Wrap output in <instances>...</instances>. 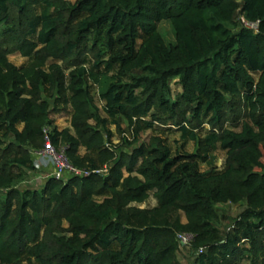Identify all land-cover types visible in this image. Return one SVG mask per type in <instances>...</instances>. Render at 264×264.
<instances>
[{
    "label": "trees",
    "instance_id": "1",
    "mask_svg": "<svg viewBox=\"0 0 264 264\" xmlns=\"http://www.w3.org/2000/svg\"><path fill=\"white\" fill-rule=\"evenodd\" d=\"M156 126L197 153L142 141ZM49 129L74 168L107 174L20 187ZM225 204L246 205L227 233ZM180 234L195 264H264V0H0V264H181Z\"/></svg>",
    "mask_w": 264,
    "mask_h": 264
},
{
    "label": "rangeland",
    "instance_id": "2",
    "mask_svg": "<svg viewBox=\"0 0 264 264\" xmlns=\"http://www.w3.org/2000/svg\"><path fill=\"white\" fill-rule=\"evenodd\" d=\"M70 1L74 3L77 0H70ZM36 10L39 13L41 11V7H37ZM159 32L162 35L166 45L170 46L175 43L176 41L175 30L170 22L165 21L159 24ZM140 44H141V41L139 42V45ZM9 60L17 67L26 66L30 62L28 58H25L22 54H19V53L11 55L9 57ZM52 63H55V61L50 60L49 64H52ZM171 84H172L174 96H177L179 93L182 92L181 87L178 85V79H173L171 81ZM94 97H95L96 104L102 110L101 113H102L103 118H107V115L103 112L104 103L100 101L98 88L94 89ZM64 114L65 115L67 114V117L57 120L56 126L70 128L71 127L70 110L65 111ZM18 128L22 129L23 126L19 125ZM227 128L232 129L230 124L227 125ZM109 129L113 133L112 143L114 145H122L124 142L123 139L125 137L124 135L125 133L120 132L116 126H109ZM154 130L145 131L142 134V141L148 144L152 142L153 137L154 138L159 137L166 143L167 146H169L172 149L173 153H176L179 150H183L184 152L190 153V154L197 153L198 147L196 143L185 142L182 139L181 133L177 128L173 126H169L166 129H164L160 126H156ZM233 130L239 131L240 129H233ZM122 131L124 132L127 131V125L124 122H122ZM208 132H209V127L205 126V128L201 130L200 134L202 137H205ZM130 136L131 135H127L126 139L131 140ZM85 153H86L85 149H82L81 154L85 155ZM211 157L215 159V166H214L215 169L219 172L223 171L226 167L227 153L218 146L214 151H212ZM38 159H42V158H39L36 156L34 163H35V167L37 168V170H40L41 168L39 167H42L43 159H42V162L39 161ZM45 162H46L45 163L46 167L43 169H51V167L53 166L52 163H50L48 160H46ZM209 169L210 168L208 166L201 164L202 172H207L209 171ZM101 171H102V175H106L107 174L106 166ZM44 175L46 177L47 174L45 173ZM36 176H37L36 173L33 172L28 178L24 179V181L20 183L21 185L20 187L40 186L39 185L40 183L36 180L37 179ZM102 200L103 198L99 199V201H102ZM156 205H157V201L152 197L146 204L141 205L139 207L141 209H150V208H154ZM245 208H246L245 204H239V205L225 204V205L218 206L219 214L222 219V225H221L222 229L221 230L223 233H227L230 228L236 225L235 223L237 219L241 216ZM183 220L185 222V219ZM243 247L248 248L249 246L248 244H245L243 245ZM179 260L181 264H195V261H196L195 257L191 254L190 249H184V250L181 249L179 253ZM240 264H252V261L246 258V259H243Z\"/></svg>",
    "mask_w": 264,
    "mask_h": 264
},
{
    "label": "built area",
    "instance_id": "3",
    "mask_svg": "<svg viewBox=\"0 0 264 264\" xmlns=\"http://www.w3.org/2000/svg\"><path fill=\"white\" fill-rule=\"evenodd\" d=\"M244 24L245 27L248 29H251L253 31H255L256 33H258L259 31V24L256 23H250L244 20ZM51 133L52 130L49 129L45 132V142H46V146L44 151L37 153V157L42 158V159H46L48 160L50 163H52L53 168H54V173L53 176L54 178L58 179V180H63L64 179V175L67 173L73 174L77 177H87L90 176L92 174H102V171H98V172H82L76 168H74L66 155L65 150H58L52 143V138H51ZM235 226H233L232 228H230L228 231H231V229H233ZM179 241H180V245H181V249H191L192 247V243L194 241V237L192 235L189 234H180L179 235ZM204 253V249H201L199 251L198 254H203Z\"/></svg>",
    "mask_w": 264,
    "mask_h": 264
},
{
    "label": "crops",
    "instance_id": "4",
    "mask_svg": "<svg viewBox=\"0 0 264 264\" xmlns=\"http://www.w3.org/2000/svg\"><path fill=\"white\" fill-rule=\"evenodd\" d=\"M38 160L42 162V159H38ZM45 161H46V159H43L42 167H39L38 166L41 169L40 170H37V172H35L36 175H37L36 176V178H37L36 180L40 183V184L38 183L40 186L43 185V181L44 180L51 178L53 176V173H54L53 166L51 167V169H43V168L46 167V165H45L46 162ZM45 173L47 174L46 177L44 175ZM40 186H38V187H40Z\"/></svg>",
    "mask_w": 264,
    "mask_h": 264
}]
</instances>
